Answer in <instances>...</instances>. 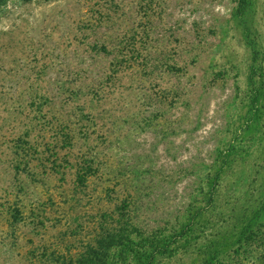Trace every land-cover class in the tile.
I'll list each match as a JSON object with an SVG mask.
<instances>
[{"label":"rangeland","instance_id":"1","mask_svg":"<svg viewBox=\"0 0 264 264\" xmlns=\"http://www.w3.org/2000/svg\"><path fill=\"white\" fill-rule=\"evenodd\" d=\"M239 2L0 6V264L264 254V0Z\"/></svg>","mask_w":264,"mask_h":264},{"label":"trees","instance_id":"2","mask_svg":"<svg viewBox=\"0 0 264 264\" xmlns=\"http://www.w3.org/2000/svg\"><path fill=\"white\" fill-rule=\"evenodd\" d=\"M7 1L8 0H0V6H2L3 4H5ZM25 1H30V0H25ZM239 4H240V6H245L247 4V0H240ZM253 68L251 69V72H250V78H252L253 75H254V73H255V68L254 69ZM255 99L256 98L252 99V102L254 103L253 104L254 106H255ZM253 235L254 234H250V237L251 236L253 237ZM260 241H261V244L264 247V233H262V237H261ZM207 264H222V263H219V262H217V263L214 262L213 263L212 261H210ZM251 264H264V254H262L260 258L253 260L251 262Z\"/></svg>","mask_w":264,"mask_h":264}]
</instances>
